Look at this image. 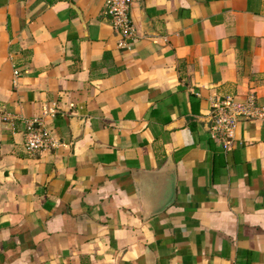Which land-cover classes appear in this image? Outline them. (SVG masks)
Returning <instances> with one entry per match:
<instances>
[{"label":"crops","instance_id":"crops-1","mask_svg":"<svg viewBox=\"0 0 264 264\" xmlns=\"http://www.w3.org/2000/svg\"><path fill=\"white\" fill-rule=\"evenodd\" d=\"M131 14L128 41L103 0H0V264H264V120L225 145L210 116L264 109V0Z\"/></svg>","mask_w":264,"mask_h":264},{"label":"built area","instance_id":"built-area-1","mask_svg":"<svg viewBox=\"0 0 264 264\" xmlns=\"http://www.w3.org/2000/svg\"><path fill=\"white\" fill-rule=\"evenodd\" d=\"M104 15L113 31L124 40L133 41L137 38V29L132 19V8L142 0H103ZM20 77L18 69H13L12 86ZM211 137L224 141L225 145L232 139L233 131L239 118L264 120V109L255 106L254 98L249 97L243 103L223 102L215 106L211 113ZM5 120V119H3ZM25 149L31 154L51 150L55 144L51 140L43 121L35 117L25 122ZM226 149V146H224Z\"/></svg>","mask_w":264,"mask_h":264},{"label":"water","instance_id":"water-1","mask_svg":"<svg viewBox=\"0 0 264 264\" xmlns=\"http://www.w3.org/2000/svg\"><path fill=\"white\" fill-rule=\"evenodd\" d=\"M141 22H142V27L144 28V30L146 31V29L148 28L147 26V21H143V19L141 20ZM147 32V31H146ZM169 205V203H167L164 207H163V209L165 208V207H167Z\"/></svg>","mask_w":264,"mask_h":264}]
</instances>
